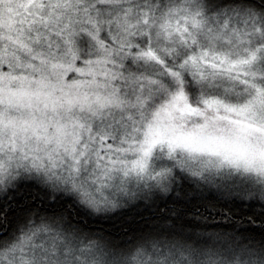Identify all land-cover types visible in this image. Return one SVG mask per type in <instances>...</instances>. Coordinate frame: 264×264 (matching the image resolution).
<instances>
[{"label":"snow or ice","instance_id":"1","mask_svg":"<svg viewBox=\"0 0 264 264\" xmlns=\"http://www.w3.org/2000/svg\"><path fill=\"white\" fill-rule=\"evenodd\" d=\"M0 264H264V0H0Z\"/></svg>","mask_w":264,"mask_h":264}]
</instances>
